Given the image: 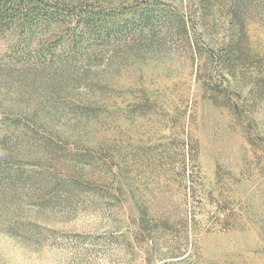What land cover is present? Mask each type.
Listing matches in <instances>:
<instances>
[{"label": "rangeland", "instance_id": "374dc122", "mask_svg": "<svg viewBox=\"0 0 264 264\" xmlns=\"http://www.w3.org/2000/svg\"><path fill=\"white\" fill-rule=\"evenodd\" d=\"M37 1L0 34V264H264V0Z\"/></svg>", "mask_w": 264, "mask_h": 264}, {"label": "trees", "instance_id": "16d2710c", "mask_svg": "<svg viewBox=\"0 0 264 264\" xmlns=\"http://www.w3.org/2000/svg\"><path fill=\"white\" fill-rule=\"evenodd\" d=\"M39 5L40 2L37 0H0V34L13 29L20 30L24 34H34L36 28L41 25L39 19L48 18L49 14L47 13L49 11L42 14L45 10ZM100 14L105 15V13ZM140 19L142 24H147L152 29L157 17L148 10ZM88 22L93 24L94 19L90 18Z\"/></svg>", "mask_w": 264, "mask_h": 264}]
</instances>
